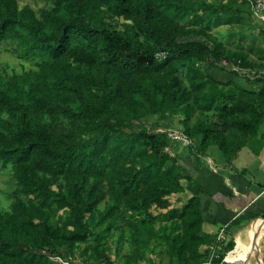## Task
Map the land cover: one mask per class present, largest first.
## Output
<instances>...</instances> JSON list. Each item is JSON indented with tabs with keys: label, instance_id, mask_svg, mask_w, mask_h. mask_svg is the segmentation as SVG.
I'll list each match as a JSON object with an SVG mask.
<instances>
[{
	"label": "trees",
	"instance_id": "obj_1",
	"mask_svg": "<svg viewBox=\"0 0 264 264\" xmlns=\"http://www.w3.org/2000/svg\"><path fill=\"white\" fill-rule=\"evenodd\" d=\"M185 2L53 0L38 15L28 4L0 0V42L36 61V68L20 73L0 72V110L10 124L9 134L0 130V163L11 166L20 192L33 195L0 211V264H52L43 252L50 241L68 249L85 242L90 220L120 206L148 219L151 208H172L169 196L192 180L167 151L165 132L127 131L140 100L153 112H181L183 133L200 138L196 153L215 145L230 162L254 139L264 121L263 79L254 91L191 70L188 87L181 85L174 61L204 59L196 37L165 13V5ZM160 51L164 58L156 57ZM193 94L204 99L203 116L190 126ZM229 119L247 142H228ZM176 211L181 231L165 238L178 264L206 261L216 235L201 232L200 198L190 195ZM234 245L229 240L218 254Z\"/></svg>",
	"mask_w": 264,
	"mask_h": 264
},
{
	"label": "rangeland",
	"instance_id": "obj_2",
	"mask_svg": "<svg viewBox=\"0 0 264 264\" xmlns=\"http://www.w3.org/2000/svg\"><path fill=\"white\" fill-rule=\"evenodd\" d=\"M17 3L20 7L30 5L39 15L42 9L52 6L53 0H17ZM164 8L168 18L177 27L196 37V48L204 57L203 60L193 59L185 64L179 59L174 61L178 66L176 75L182 86L189 85L188 71L198 70L200 74L212 75L217 80L231 79V83L245 89L256 91L259 88L258 79L262 78L256 75H264V28L252 15L246 0H189L185 5H165ZM30 68H36V61L18 57L13 52L11 42H0L2 74L20 73ZM227 87L228 85L224 86ZM187 102L193 107V114L187 119L191 126L203 116L200 108L204 99L193 94ZM131 111H136L137 116L129 117L126 121L127 131L145 130L161 134L168 128L182 131L180 123L184 115L181 112L166 107L160 112H153L149 103L142 100ZM6 118L7 114L0 110V130L9 134L10 124ZM226 137L231 145H235L237 141L248 140L247 135L237 129L233 119H229ZM188 197L185 185L182 191L169 196L172 203L169 211L151 208L152 216L149 219L145 213L130 212L120 206L112 215L104 218L95 216L90 220L85 242L68 249L54 240L50 241L53 243L49 249L43 252L48 254L52 264H178L165 236H174L181 231L182 218L179 212H174V208L179 209ZM16 198L28 201L33 195L20 192L11 166L0 163V211L10 212ZM103 205L104 202H101L98 208L103 210ZM58 213L64 219L66 213L62 210ZM254 219L256 218L252 217L246 221L239 230H243ZM200 249L205 248L199 246ZM227 252L229 251L223 257L217 254L214 262L220 260L221 264H235L229 262L230 259L227 262L224 260ZM233 252L232 250L227 255ZM261 254L264 259V243ZM252 259L256 258L252 256ZM204 262L203 260L200 264Z\"/></svg>",
	"mask_w": 264,
	"mask_h": 264
},
{
	"label": "crops",
	"instance_id": "obj_3",
	"mask_svg": "<svg viewBox=\"0 0 264 264\" xmlns=\"http://www.w3.org/2000/svg\"><path fill=\"white\" fill-rule=\"evenodd\" d=\"M189 140L187 144L170 140L166 149L192 180L186 184L189 196L197 195L200 198L203 217L201 232L213 235L223 233L224 240L218 245L217 254L229 240L236 244V239L242 243L246 253L260 254L264 228L251 221L243 230L239 229L246 221L255 218L253 213H264V121L254 139L242 146L230 162L225 161L215 145L209 146L204 154L196 153L194 147L200 138L196 136ZM255 232L260 242L250 249ZM232 250H238L237 244ZM230 260L235 264L242 262V258ZM250 260L259 264V259H252V254Z\"/></svg>",
	"mask_w": 264,
	"mask_h": 264
},
{
	"label": "built area",
	"instance_id": "obj_4",
	"mask_svg": "<svg viewBox=\"0 0 264 264\" xmlns=\"http://www.w3.org/2000/svg\"><path fill=\"white\" fill-rule=\"evenodd\" d=\"M246 1L249 4L252 15L255 17L258 23L264 28V0H246ZM165 55L166 53L163 51L156 53V57L158 58H164ZM256 77H260L264 80V75L262 76L260 74H257ZM163 132L166 133L167 137L170 140L178 141L183 144H187L190 141L189 137L186 134H184L183 131H180L179 129L168 128V129H165ZM223 240H224L223 233L222 232L217 233L215 241L209 245L210 247L209 257L202 264H217V262H214V259L217 256L216 249L218 245L223 242Z\"/></svg>",
	"mask_w": 264,
	"mask_h": 264
},
{
	"label": "bare ground",
	"instance_id": "obj_5",
	"mask_svg": "<svg viewBox=\"0 0 264 264\" xmlns=\"http://www.w3.org/2000/svg\"><path fill=\"white\" fill-rule=\"evenodd\" d=\"M252 222L256 223L259 227L264 228V222H262L261 220H253ZM236 244L238 245V250L236 252H233L231 255H227L225 256V259H241L243 258V256L245 255V249L244 246L242 245V243L236 239ZM252 256L256 259H259V256L256 254V252H251Z\"/></svg>",
	"mask_w": 264,
	"mask_h": 264
},
{
	"label": "water",
	"instance_id": "obj_6",
	"mask_svg": "<svg viewBox=\"0 0 264 264\" xmlns=\"http://www.w3.org/2000/svg\"><path fill=\"white\" fill-rule=\"evenodd\" d=\"M256 219H261L262 221H264V218H260V217H258V218H256ZM256 219H254V220H256ZM258 238H259V235H258L257 232H255V233L252 235V238H251L250 249H253V248H255V247L258 245V243H259ZM235 245H236V244H235ZM235 245H234V246H235ZM258 256H259V264H264L263 255L260 253V254H258ZM250 259H251V254H250V252L245 253V255H244L243 258H242V262H241V264H250ZM251 264H257V262H256L255 260H254V261L251 260Z\"/></svg>",
	"mask_w": 264,
	"mask_h": 264
}]
</instances>
